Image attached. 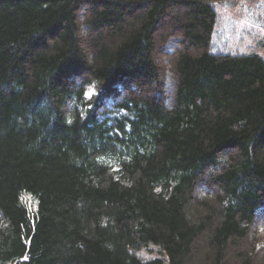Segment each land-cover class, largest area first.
Masks as SVG:
<instances>
[{"label":"trees","instance_id":"1","mask_svg":"<svg viewBox=\"0 0 264 264\" xmlns=\"http://www.w3.org/2000/svg\"><path fill=\"white\" fill-rule=\"evenodd\" d=\"M216 1L0 0V264H264V60Z\"/></svg>","mask_w":264,"mask_h":264},{"label":"rangeland","instance_id":"2","mask_svg":"<svg viewBox=\"0 0 264 264\" xmlns=\"http://www.w3.org/2000/svg\"><path fill=\"white\" fill-rule=\"evenodd\" d=\"M211 5L217 12L211 40L212 53H254L264 60V0H221ZM162 65L165 67L166 63L162 62ZM263 226L260 224L258 228L259 246L264 245ZM261 260L262 257L257 254L256 264H263Z\"/></svg>","mask_w":264,"mask_h":264}]
</instances>
